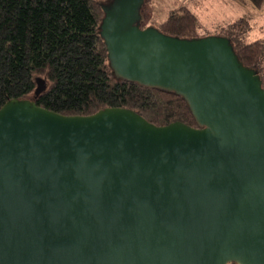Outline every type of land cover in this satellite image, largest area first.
<instances>
[{
    "label": "water",
    "instance_id": "95a60500",
    "mask_svg": "<svg viewBox=\"0 0 264 264\" xmlns=\"http://www.w3.org/2000/svg\"><path fill=\"white\" fill-rule=\"evenodd\" d=\"M103 4L117 77L175 91L198 126L132 108L0 107V264H264V87L229 37ZM41 90H38L39 93Z\"/></svg>",
    "mask_w": 264,
    "mask_h": 264
},
{
    "label": "trees",
    "instance_id": "16d2710c",
    "mask_svg": "<svg viewBox=\"0 0 264 264\" xmlns=\"http://www.w3.org/2000/svg\"><path fill=\"white\" fill-rule=\"evenodd\" d=\"M109 1L0 0V107L12 98L63 114L89 115L121 106L156 125L180 120L198 126L182 94L114 74L100 31L103 4ZM244 1L264 7V0ZM156 2L145 0L143 27L149 20L172 36H201L199 16L184 5L169 9L167 17L155 23ZM255 32L251 19L242 16L220 26L218 35L231 39L240 60L258 71L264 87V38L251 40Z\"/></svg>",
    "mask_w": 264,
    "mask_h": 264
},
{
    "label": "rangeland",
    "instance_id": "374dc122",
    "mask_svg": "<svg viewBox=\"0 0 264 264\" xmlns=\"http://www.w3.org/2000/svg\"><path fill=\"white\" fill-rule=\"evenodd\" d=\"M200 1L201 0H157L155 23L162 22L167 17L169 9L182 5L192 9L203 22L204 15L200 6ZM210 1H212V4L209 11L206 12V14L209 15V20L203 22V25L200 26L198 31L201 36L217 35L221 25L229 23L236 17L242 15L249 17L253 24H255L256 32L252 33L251 40L261 37L264 38V7L257 8L251 2L244 0H238V4L242 5L241 7L232 2H225L226 0H207L208 5ZM143 25H150L149 20Z\"/></svg>",
    "mask_w": 264,
    "mask_h": 264
},
{
    "label": "crops",
    "instance_id": "0c3cea01",
    "mask_svg": "<svg viewBox=\"0 0 264 264\" xmlns=\"http://www.w3.org/2000/svg\"><path fill=\"white\" fill-rule=\"evenodd\" d=\"M202 2H203V4H202ZM225 2H232L233 4L239 5L240 7L242 6L241 4H238V3H239L238 0H226ZM211 4H212V1H210L209 5H208V3H207V0H201V1H200V6H201V9H202V12H203V15H204V16H203L204 18L202 17V18H203V22L209 20V15H207L206 12L209 11V8H210ZM230 4H231V3H230ZM231 5H232V4H231ZM207 6H209V7H207ZM232 6H233V5H232ZM240 17H242V15L236 17L234 20L230 21L229 23L223 24V25H221V26H224V25L230 24V23L234 22L235 20H237V19L240 18ZM200 20H201V19H200ZM203 22H202V20H201V24H202V25H203Z\"/></svg>",
    "mask_w": 264,
    "mask_h": 264
}]
</instances>
